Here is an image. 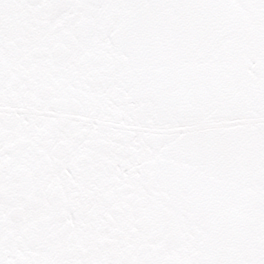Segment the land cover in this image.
<instances>
[{"label":"snow or ice","instance_id":"obj_1","mask_svg":"<svg viewBox=\"0 0 264 264\" xmlns=\"http://www.w3.org/2000/svg\"><path fill=\"white\" fill-rule=\"evenodd\" d=\"M0 264H264V0H0Z\"/></svg>","mask_w":264,"mask_h":264}]
</instances>
